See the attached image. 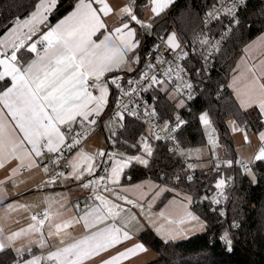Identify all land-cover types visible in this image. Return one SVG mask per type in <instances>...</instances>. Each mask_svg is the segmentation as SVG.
<instances>
[{"label":"snow or ice","instance_id":"1","mask_svg":"<svg viewBox=\"0 0 264 264\" xmlns=\"http://www.w3.org/2000/svg\"><path fill=\"white\" fill-rule=\"evenodd\" d=\"M58 3L59 0H37L29 17L24 20L17 18L13 26L0 37V83L8 81V84L0 89V170L5 167L6 161L18 162V166L11 173V181L15 186V177L22 170L42 167L48 177L44 182L46 186L54 187L57 181L71 179L74 185L89 190L92 199L90 202L86 201L83 207L78 202L73 204L71 207L76 210L75 214L64 219L60 210L64 209V199L48 197V210L42 214L30 215L33 223L27 228L6 235L3 227H0V251L13 247L18 239L34 234H39L40 239L35 243L40 248L53 237H58L63 243L66 238L72 236L68 229L76 225L88 229L89 234L78 239L73 238L72 243L59 248L46 258L36 256L25 261V248H15L20 257L18 264H41L42 259H54L56 264H85L86 261L95 259L132 239L123 224L122 213L125 209L100 193L101 190L105 193L111 192L116 200L137 206L136 201L122 195L120 190L110 185L119 184L124 168L132 161L147 166V160L138 155L117 159L116 154L104 151H98L95 155L89 154L82 150V143L88 138L89 125L97 123L107 105L109 86L116 89L118 96L129 95L134 91L125 90L120 82L122 77L118 75L104 78L109 73L130 70L132 64L139 63V55L136 53L139 41L131 23L134 22L145 29H150L151 25L139 19L134 5L130 4L122 10V19H127L121 26L109 31L102 19V14L107 16L112 12L106 0H75L69 15L54 26L48 25V18ZM151 3V11L155 16H159L172 0H151ZM217 4L220 5L219 8ZM235 9V3L228 7L222 0H217L206 15L209 19H218L222 12L223 15L234 18ZM234 22L238 21L234 18ZM97 33L102 37L99 42L93 39ZM200 42L209 44L208 39H201ZM165 45L170 52L181 49L175 34L166 39ZM157 52L159 53V46ZM25 53L33 55L26 56ZM185 56L186 53L181 49L174 59ZM154 61L142 70L140 79H130L126 83L140 85L146 80L149 87L159 86L160 90L168 92L166 79L159 78V72L154 69L156 64L166 65L162 71L163 77L168 78L173 73V61L165 60L162 55H157ZM150 71L152 75H149ZM176 75L182 79L179 72ZM184 86L191 89L190 84ZM261 88H264V85H261ZM94 90L98 91L99 95H94ZM173 90L179 93L175 84ZM177 104L183 106V101L178 100ZM258 107L264 116V100L259 102ZM145 114L154 116L155 110H146ZM199 119L206 126L210 123L206 113ZM176 122L177 126L184 123L179 116L176 117ZM167 127L168 123L165 122V128ZM154 138L159 139V136L155 135ZM244 139L250 143L246 130ZM259 139L264 143V132L259 133ZM139 142L144 152L151 156L152 149L147 143V138L141 136ZM209 143L214 144V139L210 138ZM130 146L137 147L135 144ZM178 150L183 154L182 149ZM253 159L264 162V147ZM109 160L112 161L111 164L108 163ZM40 161L45 162L41 165ZM232 163L225 161L227 167H231ZM240 166L244 169L243 174L251 176L255 181L248 165L240 162ZM193 167L194 165H189V168ZM97 172L105 174L97 176ZM6 182H0V191ZM225 185L226 180L221 177L215 183V188L223 189ZM37 187L41 188L39 185ZM204 199L208 197L205 196ZM97 201L99 203H96ZM212 202L219 204L221 201L213 198ZM54 205L59 206L55 212L52 210ZM29 207L31 206L15 202L6 205L9 211H28ZM191 219L196 220L197 217L191 216ZM46 222L47 232L44 231ZM230 227L236 228L238 225L233 221ZM221 240L228 250H231L232 240L227 230L222 234ZM31 243L32 241L27 246V251H31ZM144 251V245L138 244L104 261L103 264H120L122 260Z\"/></svg>","mask_w":264,"mask_h":264},{"label":"trees","instance_id":"2","mask_svg":"<svg viewBox=\"0 0 264 264\" xmlns=\"http://www.w3.org/2000/svg\"><path fill=\"white\" fill-rule=\"evenodd\" d=\"M36 2L37 0H0V37H3L5 31L13 26L17 18L20 20L28 18L34 11ZM216 2L217 0H175L153 19V36L148 46L153 44L157 35L165 30L166 36L175 34L177 39L186 38L197 29L202 15ZM74 3L75 0H59L56 9L48 18V25H54L70 13ZM149 4L150 0H134L132 5L138 18H143ZM240 15L241 23L217 57L213 68L201 78L204 82L201 95L181 110H178L175 101L169 98L168 92H159L156 100V108L163 120H172L176 112H181L182 117L186 119L187 126L180 135V142L189 150L207 144L203 125L199 119L206 113L212 120L210 127L218 135L222 146L220 156L232 161H235L237 155L227 123L228 118L233 117L242 126H251L254 130L261 118L256 109L247 111L241 109L228 87L229 78L233 73L235 62L242 54L243 47L264 32L262 2L249 1ZM25 55L32 56L28 53ZM7 84V80L0 83V89ZM124 125V130L116 138V149L129 154L142 152L143 148L139 146L138 138L145 134V126L128 118L124 119ZM133 144L137 147L130 146ZM149 145L152 147L149 164L144 166L135 163L130 166L124 173V182L135 183L151 179L161 184L165 183L169 191L158 203L159 207L173 196L171 189L190 193L194 196L191 209L205 221L206 231L178 242L163 240L151 230L143 232L138 237L139 240L158 255L155 260L147 264H264V162L257 161L251 165L255 181L243 174L244 169L235 163L230 168H224L222 176H204L199 172L198 181L189 183L181 176V165L170 155L165 144L150 139ZM213 155L214 152L210 160ZM197 161L193 159V162L197 163ZM178 177H180L179 184L175 182ZM221 177L232 183L228 201L220 205V209L223 208L222 212L227 214L226 220L212 212L210 205L197 199L201 195L198 185L211 186L212 182ZM233 221L238 227L230 229L232 246L231 250H228L221 236L227 230V224ZM16 259L11 248L0 251V264H14Z\"/></svg>","mask_w":264,"mask_h":264},{"label":"crops","instance_id":"3","mask_svg":"<svg viewBox=\"0 0 264 264\" xmlns=\"http://www.w3.org/2000/svg\"><path fill=\"white\" fill-rule=\"evenodd\" d=\"M174 1L175 0H172V3ZM106 3L109 4L112 12L107 16H104L102 14V19L107 24L108 30L111 31L114 28L121 26L124 20L127 19V17H124L122 19V10L124 7L133 4L134 0H106ZM171 4H169L166 9ZM151 8L152 3L150 0L148 10L144 14L143 18H139L145 23L150 24V29L142 28L139 25H136L134 22L131 23V27L136 30V39L139 41V47L136 49V53L139 55V63L132 64L130 66V70H124L119 73H109L105 78L111 77V75H118L122 78H127L138 72L139 65L142 61L143 52L151 43V38L153 36L152 26L155 15L151 11ZM70 13H68L67 15H69ZM66 16L61 19H64ZM41 27L43 30H46L43 28V26ZM33 39H35V37H33ZM93 39L99 42L102 37L100 33H97V35L93 37ZM129 58H131V54H129ZM261 85H264V32L243 47L242 54L235 62L233 73L231 74L228 81V87L233 93L241 109L245 111L256 109L258 116L264 117L262 116L258 107L259 102L264 100V88H261ZM109 91L110 95L107 100V105L104 108L102 115L98 119L103 118L115 102V93L113 92L111 86H109ZM93 94L99 95V92L96 91L93 92ZM227 123L229 125L233 139L236 138L237 133L239 132L242 135L244 144L248 146L238 149H236V147L234 146L235 154L237 156L241 155L240 157H242L246 161L250 160L251 163L257 162L253 159V157L262 147H264L263 143L259 139V133L262 132L261 123H259L258 121V125L255 130L251 126H245L250 143L245 142L244 131L241 130V128L244 126L237 122L236 119H234L233 117L228 118ZM210 125L211 124L209 123V126ZM231 125L238 126L239 129L235 128L238 132H234V128H231ZM214 134H216L215 131L212 135ZM95 136L92 137L82 147V150L92 155H95L98 151H104L105 153H107V151L109 150L107 133L100 135L97 134V136ZM103 139L105 140V147ZM212 146L213 145L206 144L205 146L202 145L200 147L193 148L194 152L198 148H202L208 149L210 153L208 156L202 158V161L204 163L201 166L198 165V168L203 169L210 166V158L213 151L219 152V154L222 152V146L220 145V143L214 146V150H212ZM116 153L119 157H122L135 156L141 154L142 152L129 154L116 149ZM111 163L112 161L110 162V164ZM135 163L137 162H134L125 167L123 175H121L119 178L118 185L111 186H113V188H116L117 190H120L122 195L128 196L130 199L136 201L137 206L134 207L129 204H124L122 201L116 200L114 194L111 192L105 193L101 191L100 193L107 196L114 203L121 204V206L125 209V212L122 213L123 224L126 225V230L129 232L132 239L116 246L110 251L104 252L102 255H99L95 259L86 261L85 264H103L104 261L109 260L119 253L124 252L127 249H130L138 244H143L146 251L138 253L131 258L124 259L120 262V264H147L155 260L158 255L155 251L147 247L142 241L139 240L138 237L140 236V234L145 231L151 230L163 240L168 241L169 238L166 239L165 236L163 237L161 235L162 231L166 229L172 230L178 227V224L184 218H187L186 215L188 214V211L190 210L193 212V210L191 209L192 196H188L183 192L179 193L180 191L173 192L172 189L171 191L174 193L173 196L159 207L158 203L166 194V192L169 191V188L165 183L161 184L151 179H146L135 183L124 182L125 171ZM17 166V161H12L11 163H8L6 161L5 167L0 170L1 177L4 181H7L2 185V191H0V201H2L0 202V227H3L6 235H11L13 232L19 231L21 228H27L31 223H33V221H31L30 219V215L39 213L41 210H48V205L46 203L48 197L64 199V209H67V211H65L64 209L60 210L63 212V218L67 219L75 214L76 210L71 207L73 204L77 202L79 203V200L84 196H91L89 190H85L83 188H80L78 185H74L71 179L65 181H57L54 187L46 186L44 182L47 180V176L44 174L41 167L28 170L24 174L20 173L15 177L16 185L13 186V183L11 181V173L12 170ZM104 174L105 173L103 172H97V176ZM38 185L41 186V188H38ZM11 202H15L16 204L21 205H29L31 207H29L28 211H9L6 208V205ZM96 203L99 202L97 201ZM83 206L84 205H81V207ZM58 207V205H54L52 209L53 212H55ZM196 216L199 217L198 215ZM132 217H135V219H132ZM47 230L48 229L46 222L44 231L47 232ZM68 231L72 234V236L66 238L63 243H61L58 237H53L47 240V243L43 248H40L37 243H35V241H38L40 239L39 234H34L30 237H22L18 239L15 242V245L11 247V250L13 251L15 257L18 258L19 256L15 252V248H25V251L23 253V255H26V257L24 258L25 261L33 259L36 256L46 258L49 257L51 253L56 252L59 248L72 243L73 238L78 239L83 237L84 235L89 234V230L83 228L80 225H76L68 229ZM30 241H32L31 251H27V246L29 245ZM7 248L8 247H6L5 249ZM41 264H56V261L54 259H42Z\"/></svg>","mask_w":264,"mask_h":264},{"label":"built area","instance_id":"4","mask_svg":"<svg viewBox=\"0 0 264 264\" xmlns=\"http://www.w3.org/2000/svg\"><path fill=\"white\" fill-rule=\"evenodd\" d=\"M249 1L252 0H222V3H225L228 7H231L233 3L236 4L234 18L235 21L238 22H234V18L232 16H225L222 12L219 14L218 19H209L206 15L208 11L203 14L197 29L184 40H182V42H180L181 49H183V51L186 53V56L183 58L174 59L176 53L180 52L181 49H176L175 52H170V50L166 47L165 41L168 36H166L167 31L165 30L162 36L159 39H156V41L148 46V48L145 50L138 72L130 77L121 79V85L125 90L134 89V91L130 92L129 95L118 96L116 89L110 85L113 89V92L115 93L114 105L107 111L103 118L97 120L95 125H89L88 138L82 143V147L94 135L98 133H107L109 146L107 153H114L116 154V158H118V154L116 153V138L119 137L121 132L124 130V119L128 118L145 126V134L141 136L147 138L148 144L150 139L165 144L170 155L181 165V176L184 177L189 183H195L198 181L199 172H202L204 176H222L224 168H230L225 165V161L232 160H225L220 156L219 152H216L210 160L211 164L209 167L203 169L198 168V164L193 162L192 158L188 155L187 149L180 142V135L187 126V121L182 117L181 112H176L172 120H163L158 113L156 108V100L158 93L163 92L160 90L159 86L149 87L148 81L146 80L140 85L135 83L129 85L126 82L130 79L133 81L140 79V74L142 70L147 68L148 63H154V58L157 55H162L165 60L173 61V73L168 78L163 77L162 69L163 67H166V65L162 66L159 64H156L154 71L159 72V78L166 79V85L170 90L174 91L173 84L179 88L178 96L183 99L188 106L203 92L204 82L201 80V78L204 77L205 74H208L210 68H213L217 57L226 47L236 27L241 23L242 18L240 14ZM258 1L262 2L264 7V0ZM217 7L219 8L220 5L217 4ZM201 39H208L209 44H202L200 42ZM157 46H159V53L157 52ZM38 47L40 46L38 45ZM181 68L183 71H180ZM177 72H179V76L182 77V79L177 78ZM149 75H152L151 71L149 72ZM185 84H190L191 89L186 88L184 86ZM93 92H96V90ZM216 99H218V96H216ZM153 109L155 110L154 116L145 114L146 110L151 112ZM177 116H179L180 120L184 121V123L179 126H177L176 122ZM165 122L168 123L167 128H165ZM209 122L211 124L212 120L209 119ZM260 123L262 125V132H264V117L260 118ZM241 130L245 131L247 129L242 127ZM155 135H158L159 139L154 138ZM139 138L138 143L142 148ZM211 138L215 141V143H211V145L219 144V138L217 134L212 135ZM178 149H182L183 154H181ZM44 162L45 161H40L41 165H43ZM110 162L111 160L108 161L109 164ZM232 162V166L235 163L240 165V162H243L244 164H247L251 170L252 163H247L240 156H237L235 161ZM61 163L63 164V161H61ZM190 164L194 165V167L189 168ZM217 165H219V168H217ZM27 171L22 170L21 174H24ZM65 171L68 170L65 169ZM189 177L191 179H189ZM46 178L48 179V177ZM225 180L226 185L223 189L215 188V183L218 180L212 182V185L208 187H204V185H198L201 190V195L197 197L199 201L210 205L212 212L217 213L223 220H226L227 214L224 213L225 215H221V213H223V208L220 209V205L228 201L229 193L232 188V183L227 179ZM179 181L180 177L175 179L177 184L180 183ZM0 182H4L1 175ZM110 187L113 186L110 185ZM221 192L223 193L222 196L220 195ZM205 196H207L208 199H204ZM213 198L220 199L221 202L219 204L213 203ZM91 199V196H84L79 200V203L81 205H85L86 201L90 202ZM44 211L46 210H41L36 214H42ZM230 229V224H227V231L230 232ZM24 256L25 255H23V259ZM19 260L20 257L16 259L14 264H18Z\"/></svg>","mask_w":264,"mask_h":264},{"label":"rangeland","instance_id":"5","mask_svg":"<svg viewBox=\"0 0 264 264\" xmlns=\"http://www.w3.org/2000/svg\"><path fill=\"white\" fill-rule=\"evenodd\" d=\"M163 34V33H162ZM162 34H160V35H157V38L156 39H159L161 36H162ZM170 36V35H169ZM168 36V37H169ZM185 39V38H184ZM184 39H182V40H184ZM178 40V42L180 43V42H182V40L181 39H177ZM156 41V40H155ZM144 54V53H143ZM140 66V65H139ZM168 87V86H167ZM169 89V88H168ZM163 91V90H162ZM163 92H165V91H163ZM168 96H169V98L171 99V100H174L175 101V105H176V107H177V109L178 110H181L182 108H184V106L186 105V103L184 102V100L183 99H181L179 96H178V93H176L175 91H172V90H170L169 89V91H168ZM178 100H182L183 101V106H180V105H178L177 104V101ZM174 114H176V113H174ZM202 125H203V130H204V132H205V139H206V141H207V144L208 145H211V143H209V140H210V137H211V135L213 134V129L208 125V126H206V125H204L203 123H202ZM237 128V129H239V127L238 126H236V125H231V128ZM234 132H236L237 130H233ZM238 132V131H237ZM100 134H104V133H98V135H100ZM95 136V135H94ZM93 136V137H94ZM96 136H97V134H96ZM95 136V137H96ZM149 138H150V136H149ZM103 141H104V147H105V140L103 139ZM234 145H235V147H236V149H238V148H245V147H248L247 145H245L244 144V142H243V139H242V135L238 132L237 133V136H236V138L234 139ZM203 146H205V144H203ZM215 145H213L212 146V150H214L215 149V147H214ZM151 147V146H150ZM186 149H187V152H188V155L191 157V158H196V160H200V161H197V164L199 165V166H201V165H203V161H202V158L203 157H206V156H208L210 153H209V150L208 149H202V148H198L195 152H194V150L192 149V150H189V148L188 147H185ZM106 149H107V147H106ZM105 149V150H106ZM152 149V148H151ZM214 152V151H213ZM214 153H216V152H214ZM135 156H137V155H135ZM138 156H141V158L142 159H146L147 160V165L149 164V160H150V156H148L145 152H144V150L142 151V153L141 154H138ZM241 156V155H240ZM122 157H119L118 156V159H121ZM242 158V157H241ZM244 161H246L245 159H244ZM135 161H132L130 164H132V163H134ZM247 163H251L250 162V160H247L246 161ZM129 164V165H130ZM139 164V163H138ZM208 164H209V161H208ZM207 164V165H208ZM128 165V166H129ZM141 165H143V164H141ZM125 169V168H124ZM124 172V171H123ZM123 172H122V174L121 175H123ZM251 177V176H250ZM251 179H252V177H251ZM253 180V179H252ZM172 191L173 192H176V191H178V190H175V189H172ZM181 192H183V193H185V194H187L188 196H193V195H191L190 193L188 194V192L186 193L184 190H182ZM181 192H179V193H181ZM194 197V196H193ZM189 214H191V215H189ZM191 216H195V217H197L192 211H188V214L186 215V217L187 218H184L179 224H178V227H176V228H174V229H166V230H164V231H162V233H161V235L164 237L165 236V238L166 239H168V240H172V241H175V242H178V241H181V240H186V239H188V238H190V237H192V236H195V235H198V234H201V233H203V232H205L206 231V223H205V221H203L201 218H199V217H197V219L196 220H192L191 219ZM174 232V233H173Z\"/></svg>","mask_w":264,"mask_h":264}]
</instances>
